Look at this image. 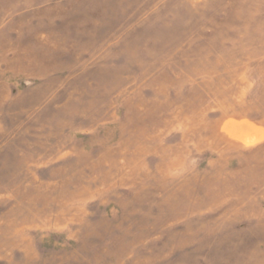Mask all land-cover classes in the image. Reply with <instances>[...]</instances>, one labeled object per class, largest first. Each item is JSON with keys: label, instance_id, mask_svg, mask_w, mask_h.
I'll use <instances>...</instances> for the list:
<instances>
[{"label": "rangeland", "instance_id": "rangeland-1", "mask_svg": "<svg viewBox=\"0 0 264 264\" xmlns=\"http://www.w3.org/2000/svg\"><path fill=\"white\" fill-rule=\"evenodd\" d=\"M0 264H264V0H0Z\"/></svg>", "mask_w": 264, "mask_h": 264}]
</instances>
